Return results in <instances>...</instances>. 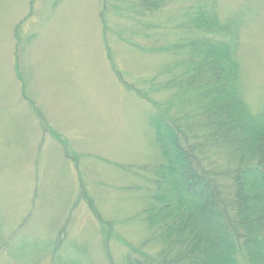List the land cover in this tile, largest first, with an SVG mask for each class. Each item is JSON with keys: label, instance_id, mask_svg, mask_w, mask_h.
I'll list each match as a JSON object with an SVG mask.
<instances>
[{"label": "rangeland", "instance_id": "rangeland-1", "mask_svg": "<svg viewBox=\"0 0 264 264\" xmlns=\"http://www.w3.org/2000/svg\"><path fill=\"white\" fill-rule=\"evenodd\" d=\"M136 1L0 0V264H126L149 242L163 161L151 118L195 109L193 94L163 85L187 56L174 43L205 33L191 21L204 10L236 20L243 98L261 111L264 0H163L142 13Z\"/></svg>", "mask_w": 264, "mask_h": 264}, {"label": "trees", "instance_id": "trees-1", "mask_svg": "<svg viewBox=\"0 0 264 264\" xmlns=\"http://www.w3.org/2000/svg\"><path fill=\"white\" fill-rule=\"evenodd\" d=\"M134 6L154 12L163 0H137ZM191 21L205 33H184L174 43L187 56L181 74L163 86L193 94L195 109L181 118L165 107L151 118L163 161L151 194L157 203L145 212L149 242L160 249L143 251L146 242L125 261L240 264L242 257L264 264V103L254 114L244 101L236 20L222 25L212 9ZM214 150L236 164L219 170L207 156Z\"/></svg>", "mask_w": 264, "mask_h": 264}]
</instances>
